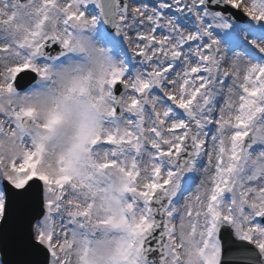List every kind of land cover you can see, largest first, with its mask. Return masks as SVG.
Segmentation results:
<instances>
[{"label":"snow or ice","instance_id":"1","mask_svg":"<svg viewBox=\"0 0 264 264\" xmlns=\"http://www.w3.org/2000/svg\"><path fill=\"white\" fill-rule=\"evenodd\" d=\"M0 239L264 264V0H0Z\"/></svg>","mask_w":264,"mask_h":264},{"label":"water","instance_id":"2","mask_svg":"<svg viewBox=\"0 0 264 264\" xmlns=\"http://www.w3.org/2000/svg\"><path fill=\"white\" fill-rule=\"evenodd\" d=\"M224 240H225L226 246L230 245L231 238L229 237V235L227 233H225V235H224ZM4 243H5V241L3 239H0V246H3ZM6 244H7V251H8L10 259H12L14 261H18V262H22L23 260L26 259L25 254L18 247L17 242L11 233L9 234V236L7 238Z\"/></svg>","mask_w":264,"mask_h":264}]
</instances>
